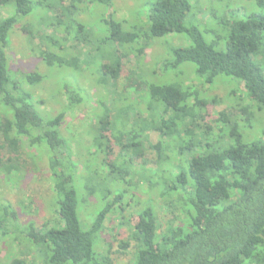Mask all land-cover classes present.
Masks as SVG:
<instances>
[{"label": "trees", "instance_id": "1", "mask_svg": "<svg viewBox=\"0 0 264 264\" xmlns=\"http://www.w3.org/2000/svg\"><path fill=\"white\" fill-rule=\"evenodd\" d=\"M246 1L247 6L263 13L229 23L226 52L216 50L215 42L206 43L196 27L184 25L192 10L190 0H151L141 18L142 27L134 26L130 32L125 31L126 23L116 12L104 22L109 40L122 50L123 58L135 54L137 33L146 31V36L153 39L186 34L191 46L173 51V66L193 64L205 86L220 76L236 80L243 87L240 106L249 108L236 107L231 99L235 95H229L227 111L253 117L249 104L258 111L264 109V70L252 58L264 47V0ZM92 4L111 9L113 0H0V9L7 12L0 17V103L7 109L4 117L0 115V168L11 172L3 165L1 151L7 149L14 155L21 144L45 156L58 219L50 227L35 228L31 223L15 228L8 225V210L4 208L0 230L6 226L4 234H11V229L18 231L37 249L40 264H116V257H126L128 264H254L256 257L259 264H264V130L259 139L245 138L227 111L211 114L209 101L198 89L151 84L143 87L149 97L146 112L139 100L141 104L136 107L141 112L135 114L130 107L122 115L112 100L113 112L98 121L99 125L106 122L107 128L100 127L97 134H92L93 147L106 156L103 173L89 172L87 166L80 172L74 149L60 129L66 112L76 110L82 99L79 95L71 98L72 90L67 87L65 112L45 119L36 107L41 102L21 91L20 82L12 78L10 38L22 18L34 15L37 9L53 13L50 26L68 34L71 41L51 37L49 44L56 51H64L66 44L73 42L72 48L77 50L88 47L92 35L83 24L69 22L83 13L84 6ZM43 57L49 67L65 65L59 54L47 52ZM100 74V86L108 88L120 78V67L102 66ZM42 79L38 73L22 77L31 85ZM107 88L100 104L112 97ZM151 132L160 135L155 145L147 136ZM195 132L204 137L201 144L196 145L189 134ZM148 150L157 155L159 169L145 173L143 180L151 190H157L162 206L174 218H179L178 212L182 216L178 226L170 224L162 231L155 207L148 200L136 223L130 224L129 238L119 241L114 252L110 243L101 246V234L110 216L124 211L128 191H108L104 186L110 179L127 188L138 185L132 156ZM81 176L85 181L79 179ZM89 204L92 213L83 221L81 211ZM9 264L30 263L14 259Z\"/></svg>", "mask_w": 264, "mask_h": 264}, {"label": "rangeland", "instance_id": "2", "mask_svg": "<svg viewBox=\"0 0 264 264\" xmlns=\"http://www.w3.org/2000/svg\"><path fill=\"white\" fill-rule=\"evenodd\" d=\"M150 2L151 0H113L111 9L108 8L109 6L104 7L100 4H92L88 8L84 6L83 13L74 15L69 22L74 25L83 24L92 35L89 40L91 43L88 47L83 46L84 50L83 47L73 50V42H68L65 50L62 47L64 51L54 50L49 44L51 37L68 39L70 36L63 35L59 28L50 26L49 20L54 19L53 13H46L47 11L43 9H37L34 15L22 18L10 38L11 50L8 51V60L12 69V78L20 82L21 91L29 94L35 102H41V105L36 107L42 117L52 118L61 111L65 112L67 87L72 90L71 98L79 95L82 99V104L76 110L66 112V118L60 129L63 138L68 140L74 149L80 172H83L87 166L89 172L103 173L101 170L106 156L99 154L93 147L92 136L98 133L100 127L107 128V124L105 122L99 125L98 121L107 112H113L114 106L122 115L126 113L125 108L130 110V107L133 113H139L141 111L136 106L141 104L140 101L143 103L141 109H145L144 112H146L149 97L147 89L146 91L144 89L145 86L178 84L183 88H196L209 101L208 107L212 115L227 111L226 102L229 95H235L230 98L236 103V107L249 108L245 104L240 106L243 87L239 86L236 80L220 76L212 85L205 86L200 82L193 64L186 63L178 68L173 66V51L191 46V40L186 34H171L153 39L146 36V31L137 33L138 40L133 44L135 54H130L126 58L121 57L122 50L109 40L104 22L106 17L116 12L119 19L126 23L125 31L130 32L134 26L142 27L141 18L148 10ZM190 3L192 10L184 20V25L196 27L206 43L215 42L216 50L220 52H226L229 23L254 13H263V10L254 8L252 5L247 6L246 0H190ZM6 13V10L0 9V17ZM69 24L67 22L66 26ZM68 40L71 41V39ZM141 49L143 51L139 54ZM262 49L261 54L256 53L252 58L264 70V47ZM47 52L59 54L65 61V65L49 67L43 57ZM105 65L120 67L121 75L115 84L112 83L114 85L106 87L112 97H108L104 103L100 104L102 97H106V88L103 89L99 84L100 70ZM31 73L40 74L43 78L41 82L31 85L22 81L24 75ZM113 99L115 100L112 107ZM249 105L252 106L250 111L253 117L240 116L231 110L227 112L228 117L238 123L239 132L245 138L256 140L260 138L259 135L264 130V109L258 111L252 104ZM6 110V107L0 103V115L4 117ZM116 124L119 128L121 127L120 122L116 121ZM189 134L193 136L196 145L201 144L204 138L201 133ZM107 135L109 136V133ZM147 136L152 145L160 141V135L157 132H151ZM2 143L0 138V145ZM20 147L21 149L14 155L7 149L1 151L3 165L11 168V172L7 173L5 168H0V217H4L3 209L7 208L8 213L5 219L8 225L16 228L18 225L23 227L33 223L35 228L50 227L58 220L55 213L56 201L52 191V180L50 181V164L45 156L34 153L27 145L21 144ZM145 148H148L147 144ZM132 157L135 164L133 172L137 173L135 180L139 184L127 188L119 181L114 180L115 183H113L114 181L111 182L110 179L107 180L108 182L105 181L107 184L104 186L108 191L111 188L117 189L115 191H128L125 200L127 206L124 211L111 215L101 234L100 241H103L101 246L105 247L107 243H110L114 252L118 250L119 241L129 238L130 224L136 223L138 214L147 207L148 200H151L155 207L162 231L166 230L170 224L178 226L182 216L177 211L179 218H174L170 210L162 206L157 190H151L143 180L145 173L152 174L159 169L157 155L148 150ZM170 157L174 161V156ZM10 159L12 161H9ZM79 179L85 181L82 176ZM91 213L92 207L89 204L84 207L80 216L83 221H86ZM5 228L0 230V264H9L14 259L30 264H40L37 249L24 240L18 231L11 229L13 231L11 234L7 231L4 234ZM130 243L131 246L135 245L134 242ZM129 252L134 254L133 249ZM252 261L254 264H259L256 257ZM116 264H128V259L116 257Z\"/></svg>", "mask_w": 264, "mask_h": 264}]
</instances>
